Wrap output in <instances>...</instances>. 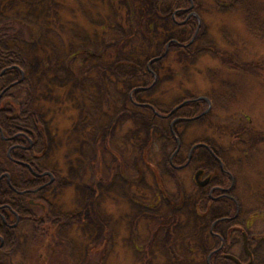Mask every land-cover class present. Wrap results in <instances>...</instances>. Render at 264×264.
I'll return each mask as SVG.
<instances>
[{"label":"rangeland","instance_id":"1","mask_svg":"<svg viewBox=\"0 0 264 264\" xmlns=\"http://www.w3.org/2000/svg\"><path fill=\"white\" fill-rule=\"evenodd\" d=\"M191 3L200 24L187 52L168 45L179 35L167 0H0V16L13 14L40 29L38 40L17 43L28 61L24 75L32 85L31 106L44 122V165L55 172L47 195L52 211L80 220L75 231L67 227V240L53 254L40 251L35 240L19 238L9 264H153V247L175 264H204L216 245L208 234L211 219L236 214L248 239L262 238L249 240L250 247L260 245L264 252V0H241L233 9L213 0ZM105 23L120 30L104 33ZM49 30L60 32L66 46L59 36L51 40ZM47 39L48 50L42 45ZM104 45L116 47V55L85 57L82 64L77 54L63 60L75 49L99 53ZM150 57L155 80L149 85L140 67ZM173 57L190 66L167 62ZM137 81L148 87L136 99L162 110L180 100L208 101L200 99V115L192 120L174 113L163 123L132 98ZM82 83L91 85L95 106H108L92 128L83 125L67 88ZM169 131L177 135L180 150L174 166L182 167H161L149 148L156 135ZM6 151L0 137L1 169L15 183L17 172ZM217 158L232 180L224 200L213 203L194 174L200 168L219 171ZM30 227L22 225L18 233ZM240 239L231 253L246 261ZM97 248L103 253L90 261L87 251L91 255Z\"/></svg>","mask_w":264,"mask_h":264},{"label":"trees","instance_id":"2","mask_svg":"<svg viewBox=\"0 0 264 264\" xmlns=\"http://www.w3.org/2000/svg\"><path fill=\"white\" fill-rule=\"evenodd\" d=\"M171 7H172V15L174 19L178 22L177 26L178 28L176 31H178L179 40L178 41H172L170 40L168 42L169 47H174L175 50H182V51H191V47L195 44L194 40L197 39L199 36V17L190 12L192 0H167ZM218 4V6H227V8L233 9L234 4L233 3H239L241 0H213ZM237 5V4H236ZM120 14V13H119ZM120 18H122L121 15H119ZM131 20H127V23L129 24ZM106 25L103 28L104 33H107L108 30L112 29L120 30V26L116 27L114 25H111V27L105 23L103 26ZM116 27V28H115ZM40 29L37 27V25L31 24L28 21H25L23 18L11 15V16H0V72L4 69V72L0 75V91L4 88L5 91L3 92L2 96L0 97V129L2 130L4 135H12L18 130H27L31 132V137L33 140V146L25 150H16L15 154H25V156L35 159L36 163L33 164V168H46L44 163V153L46 151V141L43 131V119L40 117V114L38 111L32 108L31 106V100H32V85L29 81V79L24 75L21 76V70H25L28 66V61L25 56V51L23 47L18 44L17 42H22L27 40H38ZM59 32L51 33L49 30L47 32L48 37L51 38V40L54 37H58L60 39L59 44L62 46H66L65 41L63 40L62 35ZM52 35V36H51ZM49 38V39H50ZM48 40V39H47ZM124 41V40H122ZM194 43H193V42ZM190 42L193 45H189ZM23 43V42H22ZM122 42H119V47H121ZM44 47L48 50L50 45V40L48 42L43 43ZM107 45V44H106ZM118 46V45H117ZM165 49V48H164ZM167 49V48H166ZM165 49V50H166ZM116 47L113 49L110 47H107L104 45L102 50L99 53H92L90 51H79V49H75L74 51H71L68 53L63 60L69 61L72 57V55L77 54L78 56V64H82L85 57H92L95 59L105 60L109 59L111 56L113 57L116 55L117 52ZM75 52V53H74ZM80 52V53H79ZM194 53H191L193 56ZM147 58V57H146ZM152 60L146 59L145 63L142 64L140 67V72L142 76L145 78L144 81L148 83L149 85L152 84L155 80V73L154 71L149 68L147 65V62L149 63ZM177 62V64L180 66L188 67L190 66L189 62H181L176 59V57L168 58L167 62ZM176 73L178 72L177 69ZM140 74V75H141ZM84 75V74H83ZM82 77V76H81ZM70 84V83H69ZM131 89L132 91V98L136 100V104L146 107L147 109L154 111L155 115H159V119L163 121V123L168 120L171 117V114L179 113L184 114L181 118L182 120H189L194 119L200 115V109L199 105L203 101L200 99H189V100H180L174 102L172 107L166 108L165 110L159 109L157 106H155L153 103H145L140 102L139 99H136L137 95L142 96V93H144V90L147 85H138L135 83ZM133 85V84H132ZM72 85H68V90L72 93L71 94V103L76 106L75 110L76 113H79L83 117V125L87 122V125L89 127H93L95 124L101 123V114L102 109L105 108L108 112L107 105L102 106H95V103L97 101L94 100L93 96L89 93V88L91 85L89 83L85 84L82 83L81 87H77L74 90L71 88ZM118 86V85H117ZM25 91L24 96L21 98V100L17 101L16 98L19 97V95ZM180 93V91H178ZM178 93V94H179ZM91 96V97H90ZM205 101V100H204ZM101 112V114H100ZM184 112H188L186 115ZM234 118V116H232ZM181 120V119H180ZM234 120V119H232ZM240 122L239 124H241ZM13 142H16L15 140ZM177 135L173 131H169L166 135H156L151 142L149 143V148L151 150L156 151L158 158L160 159V166L161 167H172V161L178 159V155L174 153L175 149L177 148ZM174 153V154H173ZM218 159L219 164H222L224 166V161L222 159ZM4 164L1 162L0 159V169L3 168ZM15 171L20 174H27L29 171L26 167H23L21 165L15 166ZM52 172L55 174L54 170ZM98 171L96 172V174ZM216 178H215V184L222 186V187H229L232 180V172H230L225 166L224 170H219ZM208 196V195H207ZM223 192L217 191L215 198H212V202H222L224 198ZM209 198V196H208ZM27 204V203H26ZM231 205V202L229 203ZM13 206V205H12ZM13 208H17L14 207ZM21 214V213H20ZM26 215V214H25ZM55 215V216H54ZM238 214L236 216L231 215L227 216L225 215L224 218H221L218 220L214 225H210L208 229V234L210 237H212L216 241V245L213 246L209 253L213 249H217L220 245L221 247L217 250H215L209 257V264H234L229 259L225 258L223 256V253H231L232 246L238 241L241 240L240 237L242 236V231L240 227L242 226V222L238 221ZM48 220L55 222L58 225H51L50 229H53L54 232H52L50 239L48 240L49 244H52L53 242L56 243V246H59V244L65 242L68 237V234L71 231H75V225H78L80 223V220H74L72 217L64 215V214H54L53 211L49 210V217ZM213 222V219H211L210 224ZM68 224V225H67ZM22 225H18L16 228L11 229V235H5V243L3 248L0 249V264H8L9 259L11 258V254L16 250L17 248V242L16 239L19 237H23L25 239H30L32 241L40 242L44 241L45 239H48L49 237L46 235L45 228L43 225H31L30 227V233L28 235L26 234H19L18 229ZM53 226L57 228H53ZM69 226H72V228L69 230ZM231 230V238L230 241L227 239V229ZM28 231V232H29ZM73 234V232H72ZM47 236V237H46ZM9 238H11V242L9 241ZM41 239V240H40ZM262 238H257L256 236L250 237L248 239V243L250 240V243H253L256 240H259V243ZM34 241V242H35ZM258 243V244H259ZM186 249L187 247L190 248L189 243L185 242ZM81 246V243L79 244ZM249 249L252 253V263L251 264H264V252H262V247L259 245L257 248L250 247V244H248ZM137 247V246H136ZM153 252L155 259L152 261L153 264H175L171 257H168L167 254H164L163 252H159V249H155ZM259 248V249H258ZM102 248H97L92 252L91 255L89 251H87V258H89L90 261L93 260L99 253H103ZM146 249V248H145ZM191 249V248H190ZM190 249H187L185 252L188 253ZM56 250V248H55ZM54 250V251H55ZM137 250V249H136ZM192 250V249H191ZM54 251H50V254H53ZM148 252V251H147ZM93 253V254H92ZM146 253V251H145ZM189 254V253H188ZM147 256V254H146ZM190 257V256H189ZM194 260H197L195 258H192ZM191 260V259H190ZM204 264L207 263V257L204 258ZM145 264V263H142Z\"/></svg>","mask_w":264,"mask_h":264},{"label":"flooded vegetation","instance_id":"3","mask_svg":"<svg viewBox=\"0 0 264 264\" xmlns=\"http://www.w3.org/2000/svg\"><path fill=\"white\" fill-rule=\"evenodd\" d=\"M0 137L3 141L7 143L6 157L12 163L14 170L15 166L21 165L23 167H26L29 171L27 174H20L17 172L16 180L14 183L12 182V175L7 171H4V169H1L0 249L4 246L5 235L10 236L12 234L10 230L16 228L18 225H43L46 231V235L49 238L37 243L36 240L34 244L38 247L40 251H42V248L44 249V251L47 249H50V251H54L56 243L53 242L52 244H49L48 240L50 239L52 232H54L53 229H50L51 225L58 224L48 220L49 210H52V206L51 199L47 195V193L49 192V188L52 186L55 180L54 173L51 170H48L47 168H33V164L36 163L35 159H31L25 156V154H15L16 150L18 149L27 151L33 146L31 132L27 130H18L12 135H4L2 130L0 129ZM14 140L16 142H13ZM174 153L180 156V150L178 147L175 149ZM190 154L188 155V157H190ZM177 160L172 161V166H174V162H176ZM184 165L179 164L176 166L182 167ZM219 166L220 170H224V166L222 164H219ZM200 169L203 172L199 175L198 181L200 182L207 177L209 178L207 183L200 185V188H208L207 192L209 197L214 199L216 195H213V193H217V191L225 193L224 187L215 184V178L217 174H219V171L213 173H205L204 169ZM197 184L199 183L197 182ZM12 205L17 208H13ZM53 213L57 214L59 212L53 211ZM224 217L225 216L214 218L211 225H214L218 220ZM53 228L55 229L57 227L53 226ZM29 233L30 232H27L26 235ZM19 238L24 239V241H26V239L23 237ZM19 238L16 239V242H18ZM9 241L11 242V238H9ZM211 252L209 253V255L212 254ZM41 254H43V252ZM46 257L47 256H44V259H46ZM9 263L10 259L8 261V264Z\"/></svg>","mask_w":264,"mask_h":264},{"label":"water","instance_id":"4","mask_svg":"<svg viewBox=\"0 0 264 264\" xmlns=\"http://www.w3.org/2000/svg\"><path fill=\"white\" fill-rule=\"evenodd\" d=\"M4 72V70H2L1 72H0V75L2 74ZM2 95V92L0 93V96ZM203 97H199L198 99H202ZM203 99H205V100H207L206 98H203ZM203 171L201 170V169H199V170H197L196 172H195V174H194V178H195V180H197V182L199 183V185H202V184H205V183H207L208 182V177L207 178H205L204 180H202V181H198V177H199V175L202 173ZM243 249H244V251H245V253L249 256V261H247V262H241L240 260H239V258H237L235 255H233V254H230V253H225L224 254V257L225 258H228V259H231V260H233L236 264H251V251L249 250V248H248V245H247V234L245 233V232H243Z\"/></svg>","mask_w":264,"mask_h":264}]
</instances>
